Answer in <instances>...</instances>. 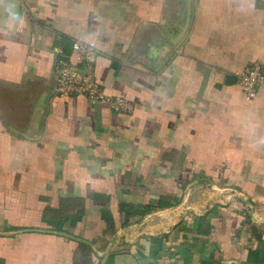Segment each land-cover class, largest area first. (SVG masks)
<instances>
[{
	"label": "crops",
	"instance_id": "crops-1",
	"mask_svg": "<svg viewBox=\"0 0 264 264\" xmlns=\"http://www.w3.org/2000/svg\"><path fill=\"white\" fill-rule=\"evenodd\" d=\"M93 40L129 109L55 90ZM264 0H0V264H264Z\"/></svg>",
	"mask_w": 264,
	"mask_h": 264
},
{
	"label": "built area",
	"instance_id": "built-area-1",
	"mask_svg": "<svg viewBox=\"0 0 264 264\" xmlns=\"http://www.w3.org/2000/svg\"><path fill=\"white\" fill-rule=\"evenodd\" d=\"M97 52L93 40L76 39L72 42L70 56L58 59L55 66V90L60 96L83 95L93 101H107L114 110L129 109V102L122 96L105 93L93 71V57ZM236 81L246 101L264 90V66L251 62L236 74Z\"/></svg>",
	"mask_w": 264,
	"mask_h": 264
}]
</instances>
